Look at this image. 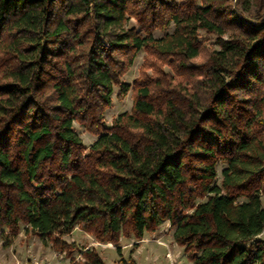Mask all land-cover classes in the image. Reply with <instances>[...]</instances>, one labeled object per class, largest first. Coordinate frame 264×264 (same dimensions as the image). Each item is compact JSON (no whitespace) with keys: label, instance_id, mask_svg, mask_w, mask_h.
<instances>
[{"label":"trees","instance_id":"obj_1","mask_svg":"<svg viewBox=\"0 0 264 264\" xmlns=\"http://www.w3.org/2000/svg\"><path fill=\"white\" fill-rule=\"evenodd\" d=\"M239 1L253 15L227 0H0V228L65 249L74 226L115 243L167 222L193 264H264V0ZM200 29L218 48L193 63ZM142 48L174 74L134 80L106 126ZM75 121L97 135L86 153ZM81 254L70 263L105 264Z\"/></svg>","mask_w":264,"mask_h":264},{"label":"rangeland","instance_id":"obj_2","mask_svg":"<svg viewBox=\"0 0 264 264\" xmlns=\"http://www.w3.org/2000/svg\"><path fill=\"white\" fill-rule=\"evenodd\" d=\"M228 11L241 10L239 0H227ZM252 6L250 12L242 9L243 15H253ZM129 26H137L134 18H130ZM174 28L171 22L165 30L155 29L153 35L162 36L165 32H170ZM198 37L201 41V54L195 57L192 62H200L206 57L211 49H217V36L214 33L198 30ZM120 80L130 84V88L124 96H117L118 86H114L110 94V103L104 109L105 125L109 126L114 117L119 113L129 111L133 101V81L143 77L152 78L158 73L174 74L173 69L166 63L165 57L157 56L155 53H148L145 49H140ZM175 77V76H174ZM178 79V77H176ZM183 80V79H182ZM75 131L81 138L84 145L83 152L86 153L88 147L94 142L97 135L91 133L86 128L73 123ZM225 166L223 162L217 163V183H220V172ZM244 199V198H243ZM173 227L167 222H162L155 231L144 232L141 239L133 236L119 237L115 243L98 241L90 232L84 231L78 226L69 233H57L60 240L70 244L71 252L66 251L71 247L60 249L54 247L51 239L41 237L39 234L28 230L25 231L24 224H19V231L12 233L5 227L0 228V264H71L70 262H82L84 256L81 252L87 248L94 249L105 264H193L190 258L183 252V247L173 238ZM56 236V237H57ZM257 238H264V233L257 235ZM256 238V239H257Z\"/></svg>","mask_w":264,"mask_h":264}]
</instances>
